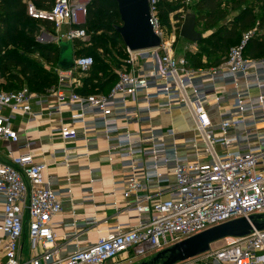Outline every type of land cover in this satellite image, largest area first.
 Returning <instances> with one entry per match:
<instances>
[{
	"label": "built area",
	"instance_id": "obj_1",
	"mask_svg": "<svg viewBox=\"0 0 264 264\" xmlns=\"http://www.w3.org/2000/svg\"><path fill=\"white\" fill-rule=\"evenodd\" d=\"M192 1L197 0H186ZM90 3L54 0L50 9H40L28 2L27 14L52 24L55 35L45 28L41 32L44 44L89 42L81 26ZM149 6L162 44L136 52L127 48L124 68L107 93L79 91L78 75L95 65L91 56H74L72 69L57 68L56 85L44 93L28 87L0 91V142H19L18 118L35 123L57 116L58 138L66 144L81 136L88 142L93 133L104 137L108 160H117L125 171L122 188L112 195L121 191L125 199H134L136 225L117 227L66 259L58 258L49 250L56 240L53 222L63 213L62 194L47 179L45 162L9 148L11 162L0 163L4 264H137L234 220L261 216L256 221L264 227V56L246 54L256 30L244 34L218 65L193 68L175 52V37L166 39L160 0H149ZM175 109L188 110L194 136L179 140L174 128L153 126V113ZM61 154L63 164H70L69 148ZM26 226L34 255L23 263ZM252 227L249 235L225 238L221 248L180 264H264V229Z\"/></svg>",
	"mask_w": 264,
	"mask_h": 264
},
{
	"label": "trees",
	"instance_id": "obj_2",
	"mask_svg": "<svg viewBox=\"0 0 264 264\" xmlns=\"http://www.w3.org/2000/svg\"><path fill=\"white\" fill-rule=\"evenodd\" d=\"M30 1L40 9H50L54 3V0H0V74L4 81L0 91H18L28 87L32 92L44 93L57 83L56 69L59 68L62 46H40L35 42L41 28L51 34H54V30L52 24L28 16L27 5ZM191 8L197 18L196 27L211 32L208 38L198 43L210 63L206 67L218 65L232 47L240 44L244 34L254 30L246 54L252 58L264 56V0H197ZM173 11L172 3L161 0L160 18L163 22L167 14ZM26 21L34 24H27ZM120 24L117 0H91L86 23L81 26L87 30L90 40L72 44L74 56H91L95 61V75L84 80V94L96 93L98 88L107 92L116 83L118 72L109 71L107 76L104 75L110 68L104 57L109 56L121 67L125 65L127 48L115 29ZM10 37H14L10 42L14 49L3 52L2 48ZM236 40L237 44L232 45ZM87 44H90L89 50L84 48ZM29 48H37L50 67L45 69L25 60L23 54ZM191 59L190 67L204 66L202 53L195 54Z\"/></svg>",
	"mask_w": 264,
	"mask_h": 264
},
{
	"label": "crops",
	"instance_id": "obj_3",
	"mask_svg": "<svg viewBox=\"0 0 264 264\" xmlns=\"http://www.w3.org/2000/svg\"><path fill=\"white\" fill-rule=\"evenodd\" d=\"M81 83L79 91L84 94V80ZM98 91L107 93L110 90L104 92L98 88ZM183 116L190 127L186 130L182 127ZM67 117L68 114L63 115L64 119ZM60 121L59 116L45 117L35 123L18 118L14 128L19 132L20 140L18 143L0 142V163L11 162L10 148L15 155L30 152L37 162L48 165L46 177L53 181L54 189L62 194L63 200V213L53 222L56 240L49 251L66 259L77 249L96 243L108 231L117 227L128 229L136 225L137 220L131 211L134 199H125L121 191L112 195L116 189L122 188L125 171L117 160L113 164L108 160L104 137L93 133L88 135V142L81 136L75 144H66L58 138ZM151 122L155 128H174L179 133V140L195 135L194 122L186 109L155 112ZM65 147L69 148L73 159L68 165L63 164L61 154ZM33 255L26 226L20 260L28 263ZM4 263L5 254L0 248V264Z\"/></svg>",
	"mask_w": 264,
	"mask_h": 264
},
{
	"label": "water",
	"instance_id": "obj_4",
	"mask_svg": "<svg viewBox=\"0 0 264 264\" xmlns=\"http://www.w3.org/2000/svg\"><path fill=\"white\" fill-rule=\"evenodd\" d=\"M121 24L116 26L117 33L121 36L124 45L131 52L155 49L161 46L162 40L155 33L151 23L149 0H117ZM197 18L194 14L185 17L180 36L194 44L202 41L203 36L197 31ZM69 57L72 62L64 65V49L62 47L59 68L69 70L74 67V51ZM261 216H253L250 221L242 218L220 226L211 228L199 235L179 242L174 246L156 254L148 261L140 264H180L192 260L211 250V246L228 237H243L251 233L255 225L258 229H264L257 223Z\"/></svg>",
	"mask_w": 264,
	"mask_h": 264
},
{
	"label": "rangeland",
	"instance_id": "obj_5",
	"mask_svg": "<svg viewBox=\"0 0 264 264\" xmlns=\"http://www.w3.org/2000/svg\"><path fill=\"white\" fill-rule=\"evenodd\" d=\"M168 2L173 4L174 11L171 12L170 14H167V18L165 22H163L162 19L160 18L161 27H162V30L164 31V34L166 35V39L171 40L173 39V37H175L174 38L175 39V43H174L175 52H177V55L179 57L185 58L188 61V63L189 61L192 60L191 59L192 56L200 52L202 53V59H201L202 65L206 66L207 64H210L207 60V57H206L207 55L202 51V46H199L198 43L194 44L188 40L183 39L179 33V31L181 30L182 24H184L185 17L189 14H194L191 6L193 5L195 1L187 3L186 0H168ZM26 22L27 24H34L30 21H26ZM42 30L43 28H41L40 32L37 33L34 39L35 42H37L40 46L44 45V43H42L39 40ZM197 31L202 34L203 38H208V36L211 33L210 31L204 30L203 27L197 28ZM52 35H55V34H52ZM12 38L14 37H10L9 42L2 48L3 52L4 51L8 52L9 50L12 51L14 49L12 47V44L10 43ZM237 42L238 41L236 40V42H233L232 45H236ZM51 44H56V43L52 42ZM60 45L63 47L64 52H65L64 65L69 64L70 62H72V58L69 57L70 53L72 52L71 50L72 43L69 41H62ZM84 48L89 50L91 48L90 44L85 45ZM189 54H191L190 57L188 56ZM227 55H225L221 61H223V59L226 58ZM23 58H25V60L27 61H33L45 69L50 67V65L47 64V62L41 57L40 51L37 48H29L28 50H26L23 54ZM104 60L105 62H108V65L110 67L109 70L107 69V73H104L105 76L108 75L109 71L117 73L123 69V67H121L118 63L111 61L109 56H105ZM94 75H95V68L91 69L86 74L78 75V78L79 80L83 81V80H88ZM182 127L184 128V130L190 128L188 127L187 119L184 116H183ZM222 245H223V242L215 243L211 246V250H217L221 248ZM149 259H146L145 261H148Z\"/></svg>",
	"mask_w": 264,
	"mask_h": 264
}]
</instances>
